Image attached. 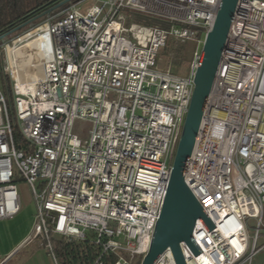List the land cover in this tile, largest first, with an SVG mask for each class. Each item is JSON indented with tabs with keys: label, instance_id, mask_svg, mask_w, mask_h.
<instances>
[{
	"label": "built area",
	"instance_id": "obj_1",
	"mask_svg": "<svg viewBox=\"0 0 264 264\" xmlns=\"http://www.w3.org/2000/svg\"><path fill=\"white\" fill-rule=\"evenodd\" d=\"M85 1L4 46L11 97L0 86V222L21 211V178L36 207L26 244L40 238L55 264L58 241L97 246L91 264H137L221 0H90L83 11ZM170 41L196 45L187 76L160 68ZM31 42L42 76L14 77L11 54ZM192 150L185 181L214 229L197 221L201 254L181 243L186 264H254L264 254V0H238ZM154 264H176L172 250Z\"/></svg>",
	"mask_w": 264,
	"mask_h": 264
},
{
	"label": "water",
	"instance_id": "obj_2",
	"mask_svg": "<svg viewBox=\"0 0 264 264\" xmlns=\"http://www.w3.org/2000/svg\"><path fill=\"white\" fill-rule=\"evenodd\" d=\"M75 1L77 0L51 1L33 17L1 34L0 43L22 30L33 28L36 22L50 17L57 10H63ZM237 4L238 0H221L214 27L205 38L190 109L175 154L163 209L149 251L141 260V264H154L168 248L172 250L176 264H186L181 243H187L195 256L201 254L200 247L193 239L197 221L201 220L209 230L214 229V224L188 188L185 179L217 66L227 45Z\"/></svg>",
	"mask_w": 264,
	"mask_h": 264
},
{
	"label": "rangeland",
	"instance_id": "obj_3",
	"mask_svg": "<svg viewBox=\"0 0 264 264\" xmlns=\"http://www.w3.org/2000/svg\"><path fill=\"white\" fill-rule=\"evenodd\" d=\"M90 3V0L83 2L81 6L82 10L84 11L87 9L91 5ZM70 5L66 6V8ZM133 18L134 22L145 25L159 24L164 28H169L170 26V24H167L164 21L152 19L141 14H134ZM44 19L45 18L41 19L38 24L44 21ZM26 30L27 29L11 37L9 36L6 41L0 43L1 87H4L3 72L4 69L8 67L7 63L9 62L4 46L6 44L10 45ZM171 43V47L165 49L161 53L160 68H168L170 66L173 68L172 71L176 75L187 76L192 62L193 53L196 50V45L193 42L180 43L172 41ZM16 184L21 197V211L14 218L0 222V264H55L54 259L51 254L46 251L40 238L33 239L30 243L26 244V241L32 237L34 230L36 207L27 183L19 178ZM249 233L251 234L252 231H249ZM41 251H45L44 254L47 258H45L44 255H41ZM56 257L58 263L62 264V260L57 253ZM136 263L141 264V259L137 260Z\"/></svg>",
	"mask_w": 264,
	"mask_h": 264
},
{
	"label": "trees",
	"instance_id": "obj_4",
	"mask_svg": "<svg viewBox=\"0 0 264 264\" xmlns=\"http://www.w3.org/2000/svg\"><path fill=\"white\" fill-rule=\"evenodd\" d=\"M51 1L53 0H0V35L18 26L22 21L24 22L26 19L33 17ZM61 11L57 10L53 14ZM171 42H169L167 48L171 47ZM3 76L5 91L11 97V89L8 85L9 76L5 73H3ZM17 138L21 140L19 135H17ZM55 252L61 258L62 264H91L98 255L99 248L87 242L68 243L58 241L55 243Z\"/></svg>",
	"mask_w": 264,
	"mask_h": 264
},
{
	"label": "bare ground",
	"instance_id": "obj_5",
	"mask_svg": "<svg viewBox=\"0 0 264 264\" xmlns=\"http://www.w3.org/2000/svg\"><path fill=\"white\" fill-rule=\"evenodd\" d=\"M34 43H29L21 48H17L13 54H11L12 72L14 77H25L36 80L42 76V69L34 67L33 63L36 61V51ZM19 66V68H18Z\"/></svg>",
	"mask_w": 264,
	"mask_h": 264
},
{
	"label": "crops",
	"instance_id": "obj_6",
	"mask_svg": "<svg viewBox=\"0 0 264 264\" xmlns=\"http://www.w3.org/2000/svg\"><path fill=\"white\" fill-rule=\"evenodd\" d=\"M9 220V219H8ZM23 247V246H22ZM45 251H41V255L43 256H45ZM45 258H47L46 256H45ZM254 264H264V254L263 253H261L257 258H256V260H255V262H254Z\"/></svg>",
	"mask_w": 264,
	"mask_h": 264
}]
</instances>
